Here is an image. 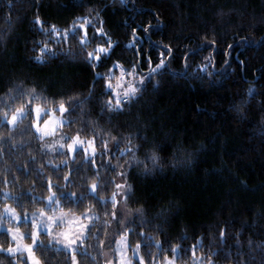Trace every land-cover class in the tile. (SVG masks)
I'll return each mask as SVG.
<instances>
[{"label":"trees","instance_id":"16d2710c","mask_svg":"<svg viewBox=\"0 0 264 264\" xmlns=\"http://www.w3.org/2000/svg\"><path fill=\"white\" fill-rule=\"evenodd\" d=\"M85 16L81 45L84 30L71 26ZM109 38L101 60L86 58ZM116 61L151 77L110 109ZM61 99L66 141L94 139V156L54 151L34 128L33 107ZM22 105L14 126L4 120ZM129 139L133 149L122 151ZM120 177L131 186L123 228ZM0 205L93 215L74 251L40 233L42 264H105L112 232L126 233L144 264H264V0H0ZM19 226L32 243L33 224ZM13 243L0 232L2 246ZM0 264L29 262L0 250Z\"/></svg>","mask_w":264,"mask_h":264},{"label":"rangeland","instance_id":"374dc122","mask_svg":"<svg viewBox=\"0 0 264 264\" xmlns=\"http://www.w3.org/2000/svg\"><path fill=\"white\" fill-rule=\"evenodd\" d=\"M123 70V75L121 72V68L119 67L118 71L113 72L112 70L108 76V81L111 82V87L109 88L112 91L113 89H115V91H113L114 97L116 98L117 94H119L121 100L123 99V88L127 86V83L129 81H132L138 89L139 87L143 86L151 77V73L149 72L142 73L135 69L125 68H123ZM129 72H131L132 74H127ZM140 76L145 77L142 82L139 80ZM118 77L122 79V84H118ZM40 106L43 111H40L39 115H37L36 106L33 107L35 116L34 128L42 137L48 139L47 144L50 149L54 151H63L69 157H73L76 151L80 148H83L86 151L88 157H92L95 155L97 149L95 152H93L92 147L89 144V141H93L95 146L94 139H87L78 136L79 140L82 141V143L76 144L74 149H70L68 147L69 144L74 143L73 138L69 141H66L65 134L61 129L63 124L68 120L67 111L61 112L58 106ZM24 108L25 111L23 115L17 114V118L15 121H12L13 113L9 116L4 117V120L8 121L10 125L14 126L26 114L27 108ZM66 108L68 107L66 106ZM46 120H50V123L48 125H45L44 123ZM118 185H120V187H117L113 198L118 203L117 214L119 213V215L122 217L123 221L121 228H123L126 222L129 220V214L127 213L124 202V197L127 193L128 187L122 180V177L119 178ZM92 189L95 190V188L93 187ZM49 216L55 217V220L49 221ZM93 218V215H77L64 210L56 213H45L44 210H36L33 212L20 214L12 206L0 205V232L3 230H7L12 240L14 241V243L8 247H4L0 244V250H5L12 254L23 252L29 264H34L32 255H30L29 249L26 247V245L32 246L31 253L34 254L35 258L39 259L35 254L33 248L39 239L40 233L46 232L51 236L52 240L56 242L59 247L64 248L68 251H74L86 236L87 227ZM23 220L30 221L33 224V231L37 233L35 241L33 240L32 243L26 242L25 232L19 226ZM81 226H84L83 231H81ZM64 233H67L68 235L65 236ZM66 240H75V243L69 246L66 243ZM114 255L117 256V264H127L128 261H131V264H136L135 259L140 261V258L142 257L139 246L133 247V249H131L127 234L123 233L119 235V232H112L109 234L107 246L105 248V264H107V262H110V264H115L116 258ZM163 264L178 263L175 262V259L170 258L167 259ZM193 264H209V262L198 258V260L196 259Z\"/></svg>","mask_w":264,"mask_h":264},{"label":"snow or ice","instance_id":"6c2138e0","mask_svg":"<svg viewBox=\"0 0 264 264\" xmlns=\"http://www.w3.org/2000/svg\"><path fill=\"white\" fill-rule=\"evenodd\" d=\"M76 19L79 20L80 18H76ZM83 19L85 21L84 24H79L78 26L76 24H73L71 26L73 33H75L77 31V27L79 29L84 30V35L80 36V38H79L81 45H83V44H85L87 42V25L88 24H91V20L87 16H85ZM35 20H36V22L38 24H43V21L41 20V18L39 16L35 17ZM50 29H51V31L55 35H57V36L60 35V32L57 31V26L56 25H50ZM48 30H49L48 28L43 29V31H45V32H47ZM63 31H64V35H65V38H66L67 35H68V29H64ZM95 31L97 33H101L103 35H106V33H104V29L103 28H96ZM135 31L136 30L133 29V33H135ZM114 43L115 42L112 41L109 38L108 41H107V47L104 44H98V45H96V49L94 51H88L87 52V57L86 58L95 57L96 60H98V61L101 60L103 58L102 57V54L108 53L109 52V49L112 47V45ZM129 43H131V41ZM213 43H215V42L213 41ZM45 48H51V45L45 43V44L42 45V47L39 49V51L41 53H43L44 50H45ZM165 48H167L169 52L171 51V47L170 46H167L166 45ZM160 55L163 56L164 55V52L161 51ZM35 59L38 60V61H43L45 59V57L43 55H37L35 57ZM205 59H208V58L206 57ZM163 63H164V60L161 59L160 63L157 64L156 67L159 68L160 65H162ZM115 64H116L117 67H121V72H122V75H123L124 74V70H123V67L120 65V62L119 61H116ZM93 66L95 67V65H93ZM132 67L134 69L136 67V65L133 64ZM153 71H154V69H153ZM127 74L131 75L132 73L129 72ZM97 75H100V73H97ZM144 79H145L144 76H140L139 77V80L141 82ZM117 82H118V84H122L123 83V81H122V79L120 77L117 78ZM106 84L108 85V87H111V82L110 81H106ZM113 91H115V89H113ZM31 92L34 93L35 92V89H32ZM137 92H138V89H137L136 85L132 81H129L127 83V86L123 88V100H125V101L126 100H129L130 97L135 96L137 94ZM69 99H71V98H69ZM106 103H107V105H108V107L110 109H118V108H122V106H123L119 94H117L114 103H113V97H109L108 100L106 101ZM57 104H58V107H59V109H60L61 112H64V111H67L68 110L66 108V106H65V103H64L63 99L57 101ZM24 111H25V108H24L23 105L20 106V107H18V108H16L15 112L12 114V121H15L16 120L17 114L23 115ZM40 111H43V109L41 108L40 105H36L37 115H39V112ZM44 123H45V125H48L50 123V120H46ZM112 139L115 140L116 137H112ZM73 141H74L73 144H69L68 145V147L70 149H74L76 144L82 143V141L79 140L78 136L73 137ZM89 144L92 147L93 152H95L96 151V148L94 146L93 141H89ZM127 144H128V148L127 149H123L122 151H127V150H132L133 149L132 141L130 139L127 140ZM105 147H107V145H105ZM132 158L135 159V156H133ZM150 159L153 161V163H156V161L158 160V155H157V153L155 151H153L151 153ZM92 187L95 188L96 185L93 184ZM117 187L119 188L120 185H117ZM128 187L130 188L131 186L129 185ZM49 199H51V197H49ZM112 215L115 216L116 213L113 212ZM48 220L49 221H54L55 220V217L49 216L48 217ZM83 228H84V226H81V231H83ZM64 234H65V236L68 235L67 233H64ZM32 235H33V240L35 241V238H36L37 233L35 231H33ZM223 235H224V232H223V230H221V236H223ZM66 243L69 246H71L73 243H75V240H66ZM26 247L29 249L30 255H32L34 264H41V261L39 259L35 258L34 254L31 253V247L32 246L31 245H26ZM9 250H11V249H9ZM193 255H195V253H193ZM73 262L75 264V257H73ZM140 262H141V264H144V257H141L140 258ZM107 264H110V262H107ZM127 264H131V261H128ZM209 264H211V261L209 262Z\"/></svg>","mask_w":264,"mask_h":264}]
</instances>
